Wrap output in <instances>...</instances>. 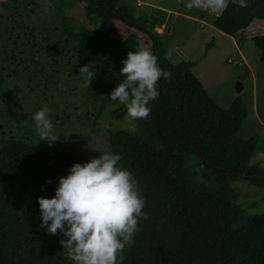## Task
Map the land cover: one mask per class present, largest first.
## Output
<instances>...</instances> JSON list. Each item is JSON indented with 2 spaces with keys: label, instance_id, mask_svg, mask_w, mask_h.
<instances>
[{
  "label": "trees",
  "instance_id": "obj_1",
  "mask_svg": "<svg viewBox=\"0 0 264 264\" xmlns=\"http://www.w3.org/2000/svg\"><path fill=\"white\" fill-rule=\"evenodd\" d=\"M21 1L26 0L0 2V15L8 12V17L16 19L22 14L16 7ZM74 1L84 4V14L94 28L73 34L69 21L62 16V2L55 1V17L62 25L60 30L56 28L55 37L62 41L63 70H70L66 61L71 66L79 61L102 62L100 57L87 54L103 47L104 39L114 40V21L135 23L131 9L119 5L120 0ZM246 3L247 7H240L228 0L227 8L214 18L212 26L232 37L253 21L263 22L264 0ZM16 23L29 37L18 36L14 43L20 42L19 49L27 51V42L35 40V36L30 37L35 25L17 19ZM44 24L41 32L50 29L51 25ZM129 25L127 35L117 37L104 86L102 103L115 105L110 118L126 119L125 106L109 95L124 78L119 75L121 61L128 51L141 46L137 36L151 39L150 50L155 55L159 52V66L171 72V78H161L160 94L149 104L147 119L129 120L135 124L132 131L108 133L110 150L122 157L119 164L139 181L145 197L143 211L150 217L140 220L134 245L124 249L123 264H264V213L248 215L231 188L233 181L244 176L250 186L264 190V170L251 163L258 137L244 140L238 136L247 117L245 105L237 97L227 109L219 107L193 75L191 62L173 64L165 57L150 33L153 24ZM53 36L43 34V44ZM251 41L264 68V35L253 36ZM56 84L52 87L62 101L48 107L49 118L58 120L61 106L69 101L68 91L77 87ZM42 107L39 105L37 111ZM0 132L5 134L0 137V264H73L60 244L62 234L58 231L51 235L41 227L37 198H53L60 177H66L73 164L89 160L15 138L3 128Z\"/></svg>",
  "mask_w": 264,
  "mask_h": 264
},
{
  "label": "rangeland",
  "instance_id": "obj_2",
  "mask_svg": "<svg viewBox=\"0 0 264 264\" xmlns=\"http://www.w3.org/2000/svg\"><path fill=\"white\" fill-rule=\"evenodd\" d=\"M3 1L7 0H0ZM55 1L26 0L25 3H17V12L22 13L16 18L17 21L26 20L35 25V30L34 26L30 28L35 31L30 36H35V40L27 42V51L19 49L22 44L19 42V47L14 40L18 36L29 37V33H22L16 19L8 17V12L0 15V129L3 128L7 135L22 138L34 145L90 160L94 156L99 157V152L110 150L109 131H132L135 127L128 119H111L110 111L115 105L108 107L102 103L117 37L127 35L129 24L115 20L116 34L111 36L115 37L114 40L104 39L103 47L87 54L102 59V62H91L96 75L87 88L79 77V68L89 63L74 60L75 64L71 66L70 61H66L70 70H63L65 54L62 41L60 37H55L58 33L56 28L60 30L62 25L55 17ZM60 1L62 16L69 21L73 34L94 28L84 14V4L74 0ZM186 3L188 0L119 1V5L129 6L135 24L145 22L147 27L154 25L150 33L170 62L176 64L186 60L192 63L193 75L214 103L227 109L237 97L242 100L247 117L238 136L244 140L258 137L251 163L264 170V68L259 60V52L251 41L253 36L264 35V21H253L241 34L230 37L212 26V21L221 11L189 10L185 7ZM43 24L44 27L51 25L52 30L47 28L41 32ZM129 26L133 27L131 24ZM43 34L54 35V39L43 44ZM137 39L141 46L151 49L148 36L139 35ZM244 76L243 90L237 94L234 85ZM54 82L69 89L77 88L68 91L69 101L61 106L58 120L51 119L54 133L60 138L49 145L40 140L32 117L39 105L55 107L62 101V97L56 96L57 89L52 87ZM3 135L0 132V137ZM231 188L248 215L264 213V190L250 186L243 179L233 181Z\"/></svg>",
  "mask_w": 264,
  "mask_h": 264
},
{
  "label": "clouds",
  "instance_id": "obj_3",
  "mask_svg": "<svg viewBox=\"0 0 264 264\" xmlns=\"http://www.w3.org/2000/svg\"><path fill=\"white\" fill-rule=\"evenodd\" d=\"M231 2L248 6L246 0ZM227 6L228 0H188L185 4L189 10L206 9L212 13ZM121 63L119 75L124 78L109 97L125 106L126 119H147L151 113L149 104L160 94L161 78L169 80L171 72L158 65L157 56L146 46L128 51ZM93 68L91 62L79 68V77L87 88L96 75ZM49 113V107L44 105L32 119L40 140L53 145L60 137L54 133ZM99 153V157L86 163L73 164L68 175L60 177L53 198H37L41 227L51 235L58 231L62 234L60 244L73 264H123L124 249L134 245L140 220L150 219L143 211L145 197L139 181L119 164L122 157L110 150Z\"/></svg>",
  "mask_w": 264,
  "mask_h": 264
},
{
  "label": "water",
  "instance_id": "obj_4",
  "mask_svg": "<svg viewBox=\"0 0 264 264\" xmlns=\"http://www.w3.org/2000/svg\"><path fill=\"white\" fill-rule=\"evenodd\" d=\"M127 22H128V21H127ZM128 23L131 24V25H133V26H136L135 23H131V22H128ZM152 36H153V35H152ZM153 39H154V41L156 42V39L154 38V36H153ZM156 56H157V59H158V65H159L160 62H159V52H158V51L156 52ZM244 79H245V76L239 78V79L236 81L235 85H234V90L236 91L237 94H240V93L242 92V90H243V81H244ZM200 157H201V155H200ZM201 159H202V157H201ZM208 168H210V167L208 166ZM233 175H234V174H233ZM240 179L246 180L247 177L240 176Z\"/></svg>",
  "mask_w": 264,
  "mask_h": 264
}]
</instances>
